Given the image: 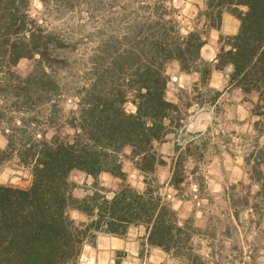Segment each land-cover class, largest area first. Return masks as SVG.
<instances>
[{
  "label": "trees",
  "instance_id": "obj_1",
  "mask_svg": "<svg viewBox=\"0 0 264 264\" xmlns=\"http://www.w3.org/2000/svg\"><path fill=\"white\" fill-rule=\"evenodd\" d=\"M32 1L0 0V129L7 140L0 164L17 158L32 174L28 188L0 184V264H77L86 243L101 233L124 237L133 225L146 228L149 245L187 264H211L195 246L201 229L181 221L157 176L167 164L158 145L183 121L179 103L167 98V68L177 61L208 86L214 70L231 67L230 86L256 92L264 110V0H206L202 28L191 29L174 0H41L40 15ZM226 12L239 19V30L221 35L216 62L206 60L202 48ZM22 59L26 75L16 71ZM67 95L76 98L69 113ZM126 157L144 176L143 190L128 182ZM254 169L262 189L264 171ZM74 170L93 179L82 197ZM184 172L175 158L176 189ZM104 173L122 181L112 197L100 182ZM72 210L85 219L76 221Z\"/></svg>",
  "mask_w": 264,
  "mask_h": 264
},
{
  "label": "rangeland",
  "instance_id": "obj_2",
  "mask_svg": "<svg viewBox=\"0 0 264 264\" xmlns=\"http://www.w3.org/2000/svg\"><path fill=\"white\" fill-rule=\"evenodd\" d=\"M174 6L185 29L197 24L202 28L203 19L200 20L198 14L204 5L189 6L184 0H174ZM42 10V1L33 0V14L40 15ZM55 21L62 23L58 19ZM220 46L218 42L215 50L219 51ZM231 70V67L216 70L214 84L209 82L204 86L194 82L193 78L181 77L177 61L168 65L167 98L171 101L174 95L179 97L177 103L183 121L174 128L175 133L167 137L169 143L158 145L171 168L159 166L157 176L163 179L162 183L159 181L161 192L168 200V193L173 191L183 200L181 212L177 211L181 221L190 218L201 229L195 236V246L205 260L211 264H264V188L261 189L253 179L254 168L264 171V110L258 105L256 92L245 94L230 86ZM16 71L26 75L28 60L22 59ZM219 90L228 91L221 98L217 97L213 106L211 99ZM75 108L76 98L67 95L65 113ZM127 109L133 111L135 107L130 102ZM64 132L73 134L71 128ZM6 143L0 129V148ZM176 145L180 150H175ZM177 157L185 166L184 181L179 189L174 186L169 189L166 181L172 176V165ZM123 167L128 182L143 190L144 176L129 158H124ZM214 177L221 183L216 186L220 190H213L214 182L210 179ZM71 180L78 185L75 194L80 197L89 192L93 182L80 170L72 172ZM31 182L30 169L21 166L17 158L0 164V184L28 188ZM100 182L109 197L122 185L121 179L115 176L110 179L100 177ZM71 216L78 222L85 219L78 210H72ZM146 235L144 227L133 225L124 240L102 238L98 241L99 246H94L97 241L86 243L77 264H187L186 260L173 257L161 248L146 246Z\"/></svg>",
  "mask_w": 264,
  "mask_h": 264
},
{
  "label": "crops",
  "instance_id": "obj_3",
  "mask_svg": "<svg viewBox=\"0 0 264 264\" xmlns=\"http://www.w3.org/2000/svg\"><path fill=\"white\" fill-rule=\"evenodd\" d=\"M186 1V4L189 5V6H195V4H201V5H204L205 6V2L206 0H184ZM195 15V13L193 14ZM239 27H240V21L237 17H235L234 15L230 14V13H224L223 15V21H222V25L220 27V29H212L208 35V38H207V43L203 46L202 48V56L203 58H205L206 60H209V61H212V62H216V57H217V53L218 51L215 50V45H217V43L219 42L220 40V36L223 35V36H232V35H235L238 30H239ZM212 37L214 38V40H211ZM212 50V51H211ZM211 51V52H210ZM215 71L214 70L211 74V78L209 80L210 84H214V79H215ZM181 77H185V79H192L193 78V81L194 82H198L199 81V75L197 73H191V74H188V73H183L181 72ZM228 90H219V96H218V99L221 98ZM171 101L173 102H178L179 101V97L177 95H174V99H172ZM211 104H213L214 106V102H211ZM165 143H169L168 141H165L163 144ZM174 142H172L173 144ZM169 166V168H171V165L169 164H166ZM158 171V170H157ZM172 172V171H171ZM85 175L89 178L92 179L91 176L87 175L85 173ZM113 176L110 174V173H104L101 175V178H112ZM159 177V181L162 183L163 179ZM170 179H171V176L170 178H168V180L166 181V186L169 187V189H171V186L170 185ZM211 181L214 182V188L213 190H220L218 187H216L217 185H221V183H217L216 181V177L210 179ZM212 186V184L210 183V187ZM164 189V187H163ZM166 189V188H165ZM168 189V190H169ZM170 191V190H169ZM171 192L168 193V196H169V201L172 205V207L178 211L179 213L181 212L180 210V206H181V203L183 200H181L177 194H176V191H173L171 194ZM166 194V192H165ZM164 195V193H163ZM177 212V213H178ZM139 227H141L142 225H138ZM144 227V226H142ZM131 229V227L129 228V230ZM144 229L146 230V228L144 227ZM128 234V232H127ZM102 238H111V239H120V240H124V237H115V236H112V235H108V234H104V233H101L98 235L96 241H97V245H94V246H99V243L98 241H100ZM146 243L145 245L146 246H149L151 249L153 248H156V247H153L151 245H149L148 243V234L146 235V239H145Z\"/></svg>",
  "mask_w": 264,
  "mask_h": 264
}]
</instances>
